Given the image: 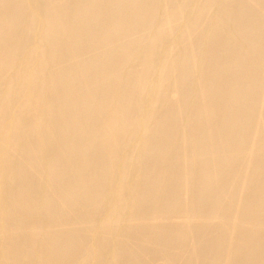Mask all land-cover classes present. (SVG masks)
Returning a JSON list of instances; mask_svg holds the SVG:
<instances>
[{
    "label": "bare ground",
    "instance_id": "bare-ground-1",
    "mask_svg": "<svg viewBox=\"0 0 264 264\" xmlns=\"http://www.w3.org/2000/svg\"><path fill=\"white\" fill-rule=\"evenodd\" d=\"M0 264H264V0H0Z\"/></svg>",
    "mask_w": 264,
    "mask_h": 264
}]
</instances>
